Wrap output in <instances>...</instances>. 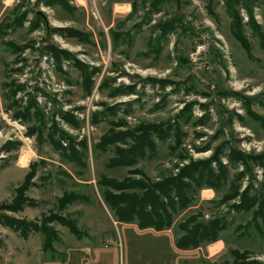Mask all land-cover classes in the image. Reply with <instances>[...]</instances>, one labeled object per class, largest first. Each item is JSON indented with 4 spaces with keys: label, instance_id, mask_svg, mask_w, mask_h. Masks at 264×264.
<instances>
[{
    "label": "rangeland",
    "instance_id": "374dc122",
    "mask_svg": "<svg viewBox=\"0 0 264 264\" xmlns=\"http://www.w3.org/2000/svg\"><path fill=\"white\" fill-rule=\"evenodd\" d=\"M228 8L238 17L237 32ZM58 49L71 55H62V70L54 54ZM74 59L94 70L90 93ZM116 88L120 91L113 95ZM27 108L32 111L28 118L17 115ZM104 109L115 115L95 121ZM39 112L42 139L37 132L29 133L40 125ZM120 119L126 123L119 129L179 122L184 143L173 150L174 138L155 137V155L111 168L114 148L102 151L95 144L113 127L111 120ZM263 120L264 0H0V147L17 143L0 151V248L11 256L2 239L11 229L7 217L39 223L43 216L58 213L76 221L85 232L81 240L121 241L120 264H151L159 259L158 248L160 262H165L171 252L167 242L121 225L98 182L102 175L158 182L178 174L192 158L217 155L221 163L214 160L212 165L226 166L229 180L219 191L203 188L193 206L174 212L170 230L177 239L183 233L178 224L191 215L199 220L221 218L227 227L218 239L183 249V262H237L234 249L248 260L264 262V220L254 219L258 203L247 211L237 207L241 196L221 202L231 181L244 170L243 159L233 164L229 155L249 156L252 169L239 176L240 191L252 184L253 194L264 191V158L250 161V156L264 154ZM71 143L85 153V166L68 159L64 147ZM34 163L37 172L26 195L37 204L21 210L3 207L16 199ZM66 191L84 195L60 210L58 199ZM48 226L58 233L55 242L76 236L58 221ZM23 237L16 245L24 244L26 251L39 243L35 237L28 242ZM55 242L46 253L54 254ZM31 256L28 264L42 263Z\"/></svg>",
    "mask_w": 264,
    "mask_h": 264
},
{
    "label": "trees",
    "instance_id": "16d2710c",
    "mask_svg": "<svg viewBox=\"0 0 264 264\" xmlns=\"http://www.w3.org/2000/svg\"><path fill=\"white\" fill-rule=\"evenodd\" d=\"M228 11L232 17L233 29L237 32V28H239L236 23L238 17L232 9L228 8ZM68 31V34L72 36L71 30L68 29ZM64 53L67 54L66 58L71 57L66 50L58 49L54 51L60 70H62V61L64 58L62 55H64ZM74 64L77 65L82 76L84 75V84L88 82L86 91L90 93L93 88V83L91 81L94 70L75 59ZM126 88L134 91V86H128ZM118 91H120L119 88H116L112 94L116 95ZM122 92L123 91H121V93ZM128 92L131 93L129 90ZM187 108L191 110L189 106H187ZM106 109L114 110L115 107ZM106 109L96 114L95 121L98 120L99 116H106L109 114L115 115L114 111L109 113ZM31 112V109L27 108L22 114L17 115L28 118ZM38 114L40 115L38 117L41 119L40 125L33 126L29 130V133L33 134L37 132L38 138L42 139L44 120L42 119L41 112ZM66 115L67 114H65V116ZM110 123L113 127L109 128L102 135L100 141L95 144V148L102 151H107L110 147L114 148L116 156L109 160V166H111V168L114 167V165L117 167L132 166L140 159L145 158L148 154L155 155L158 149L155 137H158L161 141H165L170 137L174 138L175 144L172 146L173 150L181 147L184 143L185 132L179 122H176V124L171 121H165L164 123L145 122L128 129L117 128L126 123L124 119H120L119 123L111 120ZM50 136L52 140V134ZM16 145L17 143L9 141L5 146L0 147V151H9ZM56 145L59 146V148L61 147L58 142H56ZM83 146L84 149L82 151L86 150V143ZM210 148L211 147H207L205 150ZM64 149L69 150L67 156L69 160L76 161L80 166H85L82 159V155L85 154L84 152L80 153L79 149H77L75 145L73 146L72 143L65 146ZM64 149L62 151H64ZM229 157L233 164H239L238 161L243 159L241 163L244 165V170L231 181L230 188L228 189L229 191L224 194L221 202L241 196V203L238 204L237 207L247 211H250V209L258 203L257 210L254 213V219L260 217L264 220V191H257L253 194V184L252 186H247L243 192L240 191L241 178L239 176L243 175L245 172L249 173L252 169L248 162L249 156L239 154L235 157L229 155ZM262 158H264V154L250 156V161L256 162ZM219 159L220 157L217 155L211 156L208 159L196 160L192 158L190 163L183 166L178 174L171 175V177L164 178L162 181L158 182L147 179L146 177L144 179H137L127 176L123 179H117L102 175L98 185L102 188V195L105 202L114 210L119 221L123 223L136 222L141 229L153 228L157 231H163L174 228V212L186 208L188 209L193 206L199 198V193L203 188L213 187L219 191L226 184L229 180L228 168L218 164L216 169L212 165L214 160L220 162ZM37 165L38 163H34L32 169L25 176L22 184L18 186L16 190L17 196L16 199L13 200V203L3 204V207L11 210H21L25 205L37 204L34 198H30L26 195V190L33 184L32 179L37 172ZM132 171L143 173L142 169H134ZM261 187L264 189V182ZM83 195L84 194H79L76 191L64 192L62 197L58 199L59 209L63 210L67 205L83 197ZM6 219L5 223L9 224L11 229L18 231L20 235L24 237H28L32 232H41L44 236L42 248L45 252L54 249V242L58 238L56 229L49 227L48 222L58 221L68 226L70 231L76 236L81 237L85 235V232L77 226L75 220L58 213L43 216L42 222L39 223L27 222L26 220L9 217ZM225 223L226 222L221 218H215L209 221L199 220L197 215H191L178 224V229L183 233L179 237L177 236L176 246L180 249H193L198 248L204 243H210L218 239L221 231L226 229L227 225ZM231 252L235 256L234 258L237 259V262L233 263L264 264V262L258 260L246 259L247 254L243 257L236 249ZM233 263L225 261V264ZM206 264L214 263L207 262Z\"/></svg>",
    "mask_w": 264,
    "mask_h": 264
},
{
    "label": "crops",
    "instance_id": "0c3cea01",
    "mask_svg": "<svg viewBox=\"0 0 264 264\" xmlns=\"http://www.w3.org/2000/svg\"><path fill=\"white\" fill-rule=\"evenodd\" d=\"M121 225L125 227H134L142 234L151 232L152 235L157 237L156 239L167 242V246L171 251L168 253V255H170L168 259L166 261L164 260L165 262H160V259L163 257L159 256L160 248H158L157 254L159 259L155 262H151V264L187 263L183 262L185 250L176 246V239L172 230L157 231L153 228L141 229L135 223H121ZM38 233H40L41 236H38ZM4 235L5 236L2 238L4 249L8 250L7 252L11 256H6L1 246L0 264H28L29 260L31 261L33 258L31 254L37 255L35 262H42L41 264H120L121 250L119 244L121 245V241L117 243L116 240L113 241L111 238H93L92 242H88L87 240H81L78 236L61 237L60 241L55 242L54 254H49L42 248L43 235L41 232H33L28 237H23L26 242H28L31 237H35V240L39 242L37 246H33V250H31L32 253L23 248L25 246L24 244L20 246L16 245V242H20L19 236H22L18 231L8 228ZM10 239L12 243H10ZM116 243L118 244V248L112 246L117 245ZM2 252L5 257L2 256ZM187 264H190V262Z\"/></svg>",
    "mask_w": 264,
    "mask_h": 264
}]
</instances>
